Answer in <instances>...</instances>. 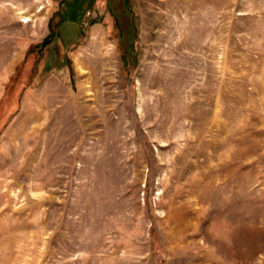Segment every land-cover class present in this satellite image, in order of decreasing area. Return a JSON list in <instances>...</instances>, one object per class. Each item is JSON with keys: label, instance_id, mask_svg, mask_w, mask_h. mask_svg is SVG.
Returning <instances> with one entry per match:
<instances>
[{"label": "rangeland", "instance_id": "1", "mask_svg": "<svg viewBox=\"0 0 264 264\" xmlns=\"http://www.w3.org/2000/svg\"><path fill=\"white\" fill-rule=\"evenodd\" d=\"M0 264H264V0H0Z\"/></svg>", "mask_w": 264, "mask_h": 264}]
</instances>
